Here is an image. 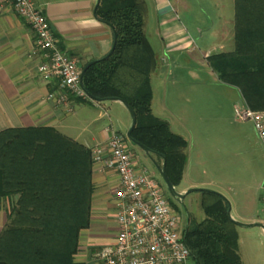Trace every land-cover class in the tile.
Listing matches in <instances>:
<instances>
[{
	"label": "trees",
	"instance_id": "trees-1",
	"mask_svg": "<svg viewBox=\"0 0 264 264\" xmlns=\"http://www.w3.org/2000/svg\"><path fill=\"white\" fill-rule=\"evenodd\" d=\"M234 6V50L207 60L219 80L237 88L251 109L264 110V0H234ZM145 15L143 0H100L96 18L113 27L117 42L109 58L87 69L83 88L88 96L130 105L137 116L132 138L157 157L177 188L188 142L153 114L151 76L157 60L146 36ZM93 169L91 151L54 128L0 133V200L19 196L0 235V264H83L75 258L81 233L91 227ZM200 194L205 219L189 216L185 230L192 259L196 264H243L227 201L213 191Z\"/></svg>",
	"mask_w": 264,
	"mask_h": 264
},
{
	"label": "rangeland",
	"instance_id": "rangeland-1",
	"mask_svg": "<svg viewBox=\"0 0 264 264\" xmlns=\"http://www.w3.org/2000/svg\"><path fill=\"white\" fill-rule=\"evenodd\" d=\"M186 1L188 7L178 5L177 10L198 49L202 52L210 51L211 54L233 51L234 0ZM148 36L160 56L159 59H169V55L159 53L156 38L151 34ZM222 45H224L223 49H221ZM200 51L196 53L200 54ZM202 57L200 54L199 60L196 59L199 57L185 53L178 58V68L171 69L169 73H160V79H158L159 73L153 78V85L159 94L166 91V88L161 87L159 83L164 80L170 93L173 90L181 92L189 100L188 102L184 99L176 100L175 105L180 117L172 120L174 131L188 141V161L184 179L177 190L180 193L191 189L216 192L230 205L234 220L242 224L257 222L264 224V147L254 124L236 119L235 106H243L245 103L241 92L221 82L217 73L208 64V60ZM162 69V64L160 67L158 65V70ZM169 101L171 102L170 99ZM80 103L90 110L87 109L91 112V117L98 111H103V108H112L108 113L114 126L127 138L129 129L122 128L120 124V115L115 109L118 108L116 102H103L101 108L92 100L91 103ZM171 104L174 106L173 102ZM156 114L158 115L157 111ZM102 121L110 125L108 118ZM98 127L94 124L90 129L97 130ZM126 141L128 149L136 155L138 166L147 168L163 184L156 168L157 157L146 155L131 141L128 139ZM165 192L167 198L178 206L184 228L189 224V216L195 221L205 219L200 207L199 192H194L177 202L170 196L166 187ZM106 217L105 222L93 226L88 235L104 238L102 244L110 242V236L114 234L115 229L113 217L109 214ZM237 231L242 263L264 264L263 231L257 227H238ZM88 242L93 241L89 239ZM189 264L196 263L191 260Z\"/></svg>",
	"mask_w": 264,
	"mask_h": 264
},
{
	"label": "crops",
	"instance_id": "crops-1",
	"mask_svg": "<svg viewBox=\"0 0 264 264\" xmlns=\"http://www.w3.org/2000/svg\"><path fill=\"white\" fill-rule=\"evenodd\" d=\"M143 1L146 5V36L149 42L148 34L156 38L160 54L169 55V59L161 57L160 60V56L150 42L154 53H157H155L157 66L151 76L152 110L156 117L169 122L172 131L176 133L172 127V120L179 118L180 112L175 102L177 99H184L187 102L189 100L181 92L173 90L170 93L164 80L159 83L161 87L166 88V91L159 94L153 85V78L159 73L158 79H160V73H169L171 69L178 68V58L185 53L195 55L199 57L196 58L199 60L201 54L206 61L212 54L210 51L202 52L198 49L193 36L179 17L177 6L188 7L186 0ZM36 2L48 19L60 50L76 58L82 68L90 62L103 59L112 50L113 30L98 21L94 15L98 0H36ZM223 48L224 45L221 46V49ZM35 50L33 30L15 13L13 6L8 5L3 12H0V133L9 129L50 127L86 146L89 150L98 145H105L110 138L107 129L113 127L118 131L108 113L112 111V108H103V111H98L93 117H91L90 110L76 100L73 101L71 114L57 108L48 99L50 93L55 90V86L39 72L41 58ZM198 51L200 54L196 53ZM159 61L163 67L161 71L158 70V65L161 66ZM116 103L118 108L115 109L120 115V124L122 128L128 130L131 116L121 103ZM96 104L101 108L102 103ZM156 107L158 108L155 109ZM106 118L110 121V125L102 121ZM94 124L99 126L97 130L90 129ZM72 131L74 132L70 133ZM93 182L95 193L91 227L81 233L79 252L75 258L77 263L83 264H98L94 255L101 248L115 241L117 228L113 197V190L118 183L117 175L103 174L93 169ZM18 199L19 196L16 195L7 200H0V235L6 228L8 214ZM107 214L113 217L115 229L114 234L110 236V242L102 244L104 238H99L98 235H92V237L88 235L93 226H99L105 222ZM89 239L93 242H88Z\"/></svg>",
	"mask_w": 264,
	"mask_h": 264
},
{
	"label": "built area",
	"instance_id": "built-area-1",
	"mask_svg": "<svg viewBox=\"0 0 264 264\" xmlns=\"http://www.w3.org/2000/svg\"><path fill=\"white\" fill-rule=\"evenodd\" d=\"M8 5L35 34V52L40 56L39 72L55 90L48 99L68 114L73 101L90 99L82 85L79 61L62 52L51 25L36 0H0V12ZM236 119L252 122L264 147V110L246 103L235 106ZM105 145L90 149L94 169L114 173L113 190L116 235L112 244L94 255L98 264H189L192 253L185 243L183 220L167 198L165 187L147 168L138 166L127 138L109 127Z\"/></svg>",
	"mask_w": 264,
	"mask_h": 264
},
{
	"label": "water",
	"instance_id": "water-1",
	"mask_svg": "<svg viewBox=\"0 0 264 264\" xmlns=\"http://www.w3.org/2000/svg\"><path fill=\"white\" fill-rule=\"evenodd\" d=\"M99 3H100V0H98V3H97V6H96V9H95V11H94V15H96V12H97V8H98V6H99ZM109 27L113 30V27H111V26H109ZM113 32H114V45H113V48H112V50L110 51V53H109L107 56H105L103 59H101V60H105V59L109 58V57L112 55V53L114 52V50H115V46H116V42H117V34H116V32H115L114 30H113ZM101 60H97V61L90 62L87 66H85V67L83 68V72H82V85H83V79H84V76H85V73H86L87 69H88L90 66L94 65L95 63H97L98 61H101ZM89 98H90L92 101L96 102V103H103V102H106V101H115V102H119V103H121V104H122V105L128 110V112H129V114H130V116H131V127H130L128 133H127V139H128L129 141H131L133 144H135L136 146H138V147H139V148H140V149H141L146 155H148V156H152V154L150 153V150H149L147 147H145V146L142 145V144L136 143V142L134 141V139L132 138V132H133V130H134V128L136 127V124H137V116H136V113H135L134 110L130 107L129 104H127L125 101H123V100H121V99H117V98H113V99H97V98H95V97H93V96H89ZM156 168H157V170H158V172H159V175H160V177H161V179H162V181H163L164 186L166 187V190L168 191V193L170 194V196H171L175 201H182V200H184L187 196H189L190 194H192V193H194V192H199V193H201V192H203V191H209V190H204V189H191V190H189V191H187V192H185V193H180V192L177 190V188L174 187V186L170 183V181H169V179H168V177H167V174H166V171H165L164 167H162V166H160V165H158V164L156 163ZM228 206H229V208H228V216H229V218L231 219V221H232L237 227H242V228H255V227H257V228H260V229L263 231V233H264V224H263V223H259V222H257V223H253V224H242V223L237 222L236 220H234V219L232 218V216H231V208H230V205L228 204ZM187 227H188V225H187ZM187 227H186V229H187Z\"/></svg>",
	"mask_w": 264,
	"mask_h": 264
},
{
	"label": "flooded vegetation",
	"instance_id": "flooded-vegetation-1",
	"mask_svg": "<svg viewBox=\"0 0 264 264\" xmlns=\"http://www.w3.org/2000/svg\"><path fill=\"white\" fill-rule=\"evenodd\" d=\"M172 202H174V201H172ZM177 202V201H176ZM264 234V233H263Z\"/></svg>",
	"mask_w": 264,
	"mask_h": 264
}]
</instances>
